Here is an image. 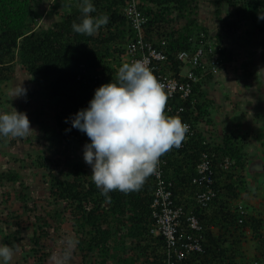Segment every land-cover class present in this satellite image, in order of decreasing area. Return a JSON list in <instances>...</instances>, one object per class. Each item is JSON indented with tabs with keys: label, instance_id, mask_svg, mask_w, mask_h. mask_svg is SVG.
I'll use <instances>...</instances> for the list:
<instances>
[{
	"label": "trees",
	"instance_id": "1",
	"mask_svg": "<svg viewBox=\"0 0 264 264\" xmlns=\"http://www.w3.org/2000/svg\"><path fill=\"white\" fill-rule=\"evenodd\" d=\"M42 1L0 0V105L5 97L2 89L16 81V67L19 66L31 81L42 85L51 99L56 111L55 128L50 129L47 142L62 147L67 134L72 133L66 131L70 128L65 123L66 118L86 108L95 89L116 79L119 67L125 63L123 57L132 34L122 13L123 0H93L97 12L92 15L106 13L110 17L109 23L93 36L72 29L73 21L78 22L81 16L80 0H52L51 12L58 20L46 28L37 22L38 5ZM200 2L215 9L218 23L212 36L195 20ZM140 4L147 19L144 40L166 55L165 66L174 76L180 71L177 54L193 49L199 41L206 44L205 48H208L207 43H212L214 54L221 62L226 56L224 41L236 32L240 22L245 21L253 24L261 37L260 57L264 64V19L259 18L264 15V0H141ZM223 4L233 10L222 18ZM180 21H185L181 28L178 27ZM201 33L203 38H200ZM200 72L195 70L197 75ZM211 77L206 75L195 83L188 98L175 96L168 98L166 104V110L167 107H183L180 117L192 125L194 132L183 147H174L160 157L161 181L172 194V204L182 207L183 214L175 234L177 242L184 243L191 236L197 238L201 247L200 252H190L181 261L174 258L175 264L253 261L260 264L264 259L262 220L254 214L238 223L237 207L248 210L243 195L249 192L247 169L250 160L243 144L233 134H223L217 141L208 139L199 126L201 121L210 122L204 117L209 113L202 82ZM45 130L49 129L45 126ZM80 133L86 143L90 142L85 133ZM4 140L5 137H0V145ZM203 153L211 159L215 193L206 206L198 204L195 198L204 190L203 186L192 182ZM38 157L34 162L46 170L42 177L47 178L48 204L52 209L44 218L37 216L35 219L37 222L44 220L41 224L49 228L51 223L60 225L64 217L69 216L77 238L76 248L85 264H136L139 260L138 264H165V241L161 236L151 234L155 226L152 212L158 210L151 207L157 189L154 175L139 190L127 193L114 190L105 195L88 176L82 163L76 161L69 164L68 171L54 172L43 158ZM226 159L228 166L225 168ZM19 179L15 171L0 174V181L11 185ZM19 197L24 202V211H28L27 198ZM60 204L65 207L61 209ZM190 216L197 219L199 230L189 227L187 218ZM35 225L31 237L34 257L42 250L39 240L47 236L41 231L42 225L36 222ZM246 229L257 247L252 257L242 251ZM176 245L179 249L180 245ZM130 252L134 254L128 256ZM89 259H93L92 263H88ZM37 261H41L40 257Z\"/></svg>",
	"mask_w": 264,
	"mask_h": 264
},
{
	"label": "rangeland",
	"instance_id": "2",
	"mask_svg": "<svg viewBox=\"0 0 264 264\" xmlns=\"http://www.w3.org/2000/svg\"><path fill=\"white\" fill-rule=\"evenodd\" d=\"M51 1L43 0L38 5L40 15L37 22L45 28L58 20V16L51 12ZM225 4L221 8L222 18L233 10ZM214 10L210 4L200 2L195 16L196 22L210 36L214 34L218 23ZM184 24L185 21H180L178 27L181 28ZM210 40L213 41L212 38ZM223 46L226 56L221 61L220 72L202 82L209 113L204 117L210 122L201 121L199 126L208 139L217 141L223 134H233L240 138L243 150L250 160V170L247 169V194L253 201L254 197L259 198V195L264 194V64L260 57L261 37L253 24L248 21L240 22L236 32L224 41ZM15 77V82L6 84L2 89L5 97L0 111H10L14 107L26 112L33 131L23 138L5 137L0 145V174L15 171L20 178L15 185L0 181V243L14 247L15 254L11 264H85L76 248L77 238L69 216H65L60 225L51 223L49 228L41 224L44 220H38V223L35 219L37 216L44 218L52 207L48 204L50 201L45 184L47 178L42 177L46 170L39 168L34 161L40 156L54 172L68 171L69 164L78 161L91 178V168L83 159V146L86 142L75 128H71L72 133L67 134L62 147L47 142L50 129L55 128L56 111L51 99L47 97L42 85L31 81L19 66L16 67ZM20 85L26 89V94L15 97ZM45 126L49 130L43 131ZM258 163L262 168L256 167ZM258 173L261 177L252 179V175ZM251 192L252 196L249 194ZM20 195L27 198L25 204L28 211H24ZM60 206L62 209L65 204ZM254 214L262 220L264 227V207H255ZM35 222L42 225L41 231L47 233L46 237L39 240L42 252L36 258L32 255L34 246L31 243ZM252 241L255 242L251 235L245 233L241 246L247 257L250 252L255 256L257 251L255 243H250ZM47 253L49 255L45 256ZM132 254L130 252L127 255ZM37 257L41 261H37ZM92 260L89 259L88 263H92ZM140 262L141 260L136 264ZM260 264H264V261H260Z\"/></svg>",
	"mask_w": 264,
	"mask_h": 264
},
{
	"label": "clouds",
	"instance_id": "3",
	"mask_svg": "<svg viewBox=\"0 0 264 264\" xmlns=\"http://www.w3.org/2000/svg\"><path fill=\"white\" fill-rule=\"evenodd\" d=\"M80 11L78 22L72 23L76 33L93 36L110 21L106 13L92 15L97 12L93 0H80ZM24 94L26 89L20 85L15 97ZM167 100L148 61L138 59L122 64L115 80L95 89L86 108L66 118L65 123L71 124L66 131L75 128L89 138L83 159L105 195L139 190L158 174L160 157L181 147L189 125L179 115L167 114ZM31 131L26 112L14 107L0 111V137L23 138ZM14 254L13 246L0 243V264H11Z\"/></svg>",
	"mask_w": 264,
	"mask_h": 264
},
{
	"label": "built area",
	"instance_id": "4",
	"mask_svg": "<svg viewBox=\"0 0 264 264\" xmlns=\"http://www.w3.org/2000/svg\"><path fill=\"white\" fill-rule=\"evenodd\" d=\"M122 13L126 22L130 26L131 38L128 37L126 46L125 63H131L134 60L146 59L149 67L153 70L155 76L163 85L164 91L168 98H174L178 96L181 99H186L191 95L192 86L195 83L201 81L206 75L215 77L221 69V62L216 54H214L215 48L211 47L212 43H207L208 48H205L204 43L199 41L198 45L191 50H183L176 56V61L180 64V71L176 76L169 73L165 64L167 57L164 53L155 49L150 43L144 40V25L147 21L146 17L140 9L141 0H123ZM200 38H203V34H200ZM163 67L165 69H163ZM201 70L200 74H195V70ZM169 115H181L184 112L183 107L171 108L167 107L166 110ZM189 125V132L183 144L193 136L192 125L184 121ZM228 160L226 159L225 168L228 166ZM161 163V162H160ZM160 163L158 166V174L154 175L157 179V189L154 192L152 208L158 209L153 211L152 215L155 219L154 229L151 230V234L155 236H161L165 241L166 260L165 264H175L176 261H181L185 258V255L190 252H200L201 247L197 241V238L188 236L186 242L180 243L176 240L175 234L180 223V217L183 214L182 207H176L172 204V194L166 190L161 181ZM213 170L211 159L206 153H203L199 162L196 165V176L192 180L193 184L202 185L204 190L196 195V202L201 206L206 204L215 196L212 190L213 183ZM238 211V223H242L243 219L248 215V211L243 206L237 207ZM189 227L194 230H199L197 219L194 216L187 218ZM180 245L178 249L177 245ZM264 261V259H263ZM240 264H259L258 262H246Z\"/></svg>",
	"mask_w": 264,
	"mask_h": 264
},
{
	"label": "crops",
	"instance_id": "5",
	"mask_svg": "<svg viewBox=\"0 0 264 264\" xmlns=\"http://www.w3.org/2000/svg\"><path fill=\"white\" fill-rule=\"evenodd\" d=\"M263 163H264V161H263ZM249 166H250V164H249ZM259 166H260V164H258L257 165V167L259 168ZM249 174H250V172H249ZM258 175V176H257ZM260 175V173H258V174H254V175H252V179H255V180H257V179H259L258 177H261V176H259ZM262 181H263V178H262ZM261 181V182H262ZM261 189V188H260ZM251 196H252V192L251 193H249ZM256 196V195H255ZM259 198H255L254 197V199H253V201L250 199L251 197L250 196H248V194L246 193V194H244L243 195V199H244V203L247 205V207H248V213L250 214V216L251 215H254V212H255V207H258V206H263L264 207V194H262V195H259L258 196ZM250 202V203H249ZM260 204V205H259ZM250 210H252V211H250ZM257 211V210H256ZM263 233H264V229H263ZM246 234H250V231L249 230H247L246 231ZM251 244L252 243H255V242H250ZM252 255H253V253H248V256L249 257H252Z\"/></svg>",
	"mask_w": 264,
	"mask_h": 264
},
{
	"label": "water",
	"instance_id": "6",
	"mask_svg": "<svg viewBox=\"0 0 264 264\" xmlns=\"http://www.w3.org/2000/svg\"><path fill=\"white\" fill-rule=\"evenodd\" d=\"M258 164H260V163H258ZM258 164H256V167H257V165H258ZM257 168H258V167H257ZM260 168H262L261 164H260V166H259V168H258V169H260Z\"/></svg>",
	"mask_w": 264,
	"mask_h": 264
}]
</instances>
